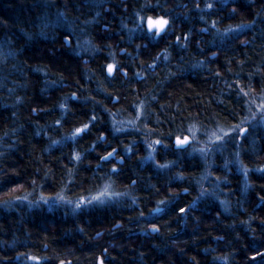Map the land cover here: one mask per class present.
I'll list each match as a JSON object with an SVG mask.
<instances>
[{"label":"trees","instance_id":"16d2710c","mask_svg":"<svg viewBox=\"0 0 264 264\" xmlns=\"http://www.w3.org/2000/svg\"><path fill=\"white\" fill-rule=\"evenodd\" d=\"M263 100L264 0H0V264H264Z\"/></svg>","mask_w":264,"mask_h":264},{"label":"snow or ice","instance_id":"6c2138e0","mask_svg":"<svg viewBox=\"0 0 264 264\" xmlns=\"http://www.w3.org/2000/svg\"><path fill=\"white\" fill-rule=\"evenodd\" d=\"M209 7H211V5H209ZM141 21L144 23L146 30L148 32L153 33L154 35H157V36L160 35L161 32H163L165 30V26L168 24V21L166 19H164V17H158L156 19H153L152 17H147V18L142 17ZM112 67H113L112 65H108V71L111 72ZM83 127L87 128L88 125L85 124ZM82 130L83 129H81V128H77L76 132L79 133ZM241 131H245V129H241ZM216 139L217 140L221 139V136H217ZM176 141H177V145H182V144L188 143L187 138L181 140L179 137H177ZM157 143H159V141H157ZM108 155L110 156L111 153H109ZM107 158H108L107 156L102 157V159H107ZM181 211H183V209H181ZM33 259H36V258H33Z\"/></svg>","mask_w":264,"mask_h":264},{"label":"water","instance_id":"95a60500","mask_svg":"<svg viewBox=\"0 0 264 264\" xmlns=\"http://www.w3.org/2000/svg\"><path fill=\"white\" fill-rule=\"evenodd\" d=\"M167 26H168V24L165 26V30H164L163 32H161V34H163V33L166 31ZM161 34H160V35H161ZM179 138H180L181 140L187 138L188 143H186V144H182V145H177V141H176V139H175V140H174V145H175V148H176V149L185 150V149L189 148V147L191 146V144L193 143V140H192V138H191L190 136L179 137Z\"/></svg>","mask_w":264,"mask_h":264},{"label":"rangeland","instance_id":"374dc122","mask_svg":"<svg viewBox=\"0 0 264 264\" xmlns=\"http://www.w3.org/2000/svg\"><path fill=\"white\" fill-rule=\"evenodd\" d=\"M264 101V100H263ZM264 105V104H263ZM256 114H254V118H255Z\"/></svg>","mask_w":264,"mask_h":264}]
</instances>
